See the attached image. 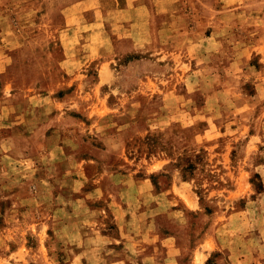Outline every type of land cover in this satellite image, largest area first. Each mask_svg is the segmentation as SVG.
Segmentation results:
<instances>
[{"label": "rangeland", "instance_id": "374dc122", "mask_svg": "<svg viewBox=\"0 0 264 264\" xmlns=\"http://www.w3.org/2000/svg\"><path fill=\"white\" fill-rule=\"evenodd\" d=\"M0 264H264V0H0Z\"/></svg>", "mask_w": 264, "mask_h": 264}]
</instances>
